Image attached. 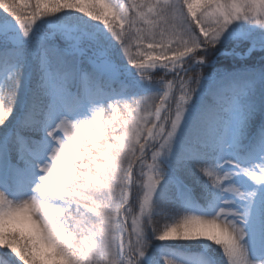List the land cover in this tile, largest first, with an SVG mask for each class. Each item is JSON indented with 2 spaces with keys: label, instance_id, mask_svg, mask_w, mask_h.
Here are the masks:
<instances>
[{
  "label": "snow or ice",
  "instance_id": "6c2138e0",
  "mask_svg": "<svg viewBox=\"0 0 264 264\" xmlns=\"http://www.w3.org/2000/svg\"><path fill=\"white\" fill-rule=\"evenodd\" d=\"M0 264H264V0H0Z\"/></svg>",
  "mask_w": 264,
  "mask_h": 264
}]
</instances>
